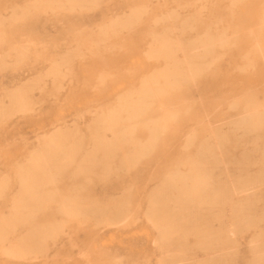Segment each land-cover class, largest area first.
Returning <instances> with one entry per match:
<instances>
[{"label":"rangeland","instance_id":"1","mask_svg":"<svg viewBox=\"0 0 264 264\" xmlns=\"http://www.w3.org/2000/svg\"><path fill=\"white\" fill-rule=\"evenodd\" d=\"M25 8L28 11L21 14ZM165 13L174 20L162 19ZM0 29V60L7 62L0 71V103L9 105L17 87L45 74L60 57L69 59L58 79L44 77L29 92L26 111L0 122V181H9L0 197V221L18 199V168L39 149L44 136L59 128L76 130L83 143L79 162L91 144L96 121L129 96L136 99L154 73L168 66L171 60L149 57L156 39L166 35L184 46L211 45L208 54L194 60L192 78L161 82L163 90L145 100L142 119L162 126L151 148L131 165L122 163L125 154L147 140V130L137 125L114 155L109 178L75 176L76 165L58 176L62 195L77 193L102 207L122 208L117 218L107 223L90 216L71 220L50 209L0 241V264L164 263L168 246L148 218L150 201L157 197L167 202L168 178L178 172L194 175L197 160L204 157L222 162L205 165L208 186L190 202L202 214L200 224L207 216L203 208L219 184L253 177L254 194L246 196L253 227L235 236L234 248L215 253L198 245L204 237L220 236L232 221L227 214L219 222L211 218L205 235L183 232L187 262L253 263L252 242L264 247V0H93L74 7L46 0H0ZM256 44L263 55L256 53ZM106 137L111 140L113 133L106 132ZM239 203L246 200L235 196L218 205L229 210ZM51 220L65 228L43 250H15L26 230Z\"/></svg>","mask_w":264,"mask_h":264},{"label":"bare ground","instance_id":"2","mask_svg":"<svg viewBox=\"0 0 264 264\" xmlns=\"http://www.w3.org/2000/svg\"><path fill=\"white\" fill-rule=\"evenodd\" d=\"M92 1L46 0V2L54 4H67L68 7L84 6ZM27 11L28 8H25L21 14H25ZM13 16L16 19L18 18L15 13ZM162 19L172 22L174 16L171 13H165ZM170 29L175 33L173 27H170ZM1 33L0 29V38L3 37ZM254 37L256 38L255 35ZM225 42V39L220 40V44ZM147 48L149 49V47ZM210 48V44L184 46L177 39L166 35L156 39V44L151 48L149 57L171 60L170 63L165 69L154 73L153 79L148 82V86L141 89L136 99L132 95L129 96L118 107L108 111L96 121L90 136L91 144L79 162H76V157L81 153L83 143L82 136H79L76 130L59 128L49 137L44 136L39 149L34 151L27 162L18 168V199L14 202L11 214L0 221V241L14 234L19 228L30 224L31 220L38 214L50 209L71 220L83 216L94 217L105 223L115 220L121 213L122 208L102 207L93 201H85V198L77 193L62 195L56 185L58 176L68 168L76 165L72 170V174L75 176L94 174L102 180L109 178L112 173L111 161L117 151L121 149L122 141L133 134L137 125H141L147 130V140L145 143H138L137 149L134 148V151L125 154L122 159V163L131 165L135 157L143 154L154 145L157 133L162 129V126L158 125L156 121L142 119L148 107L145 100L151 96H157L163 90L162 87H159L161 82L170 84L179 76L192 78L196 71L194 60L204 57L208 54ZM255 51L263 55L258 44L255 46ZM178 52L182 54L180 57L176 55ZM68 60L67 56L60 57L59 60L53 62L51 68L45 74L31 80L26 85L17 87L9 96V105L0 103V122L14 112L26 111L30 104L29 92L34 88H38L44 77L53 76L58 79L62 67ZM6 63L5 58L0 60V71L6 67ZM162 122L165 124V119ZM108 131L113 133L111 140L106 137ZM221 162L220 158L213 161L207 159V157L200 158L196 162L198 165L194 175L178 172L170 176L166 182V190L171 195L168 201H171L174 207L170 206L168 201L162 202L157 197L151 199L148 218L159 232L160 240L168 246L162 264L188 263L186 259L188 242L185 236H181L182 233L207 234L212 227V224H210L211 218L219 222L227 214L232 219V221L225 224L219 233L220 236L204 237L199 242L198 248L210 250L213 253L231 250L234 248L232 244L237 242L235 236L253 227V216L250 212L251 203L250 199L246 197L254 194L256 181L253 177L233 178L230 180L229 185L219 184L216 193L210 198V203L205 204L203 208L207 212L204 224H200L199 219L202 218V214L197 212L196 205L190 204L192 200L203 194L208 186L209 176L206 174L205 165ZM219 181V183L222 182ZM8 184V180L0 181V197ZM188 185L191 187H188ZM85 189L86 187H83L81 190ZM235 196H241L246 200V203H239L238 206L229 210L224 205H218L221 202L227 203ZM55 202L56 206L52 208L51 204ZM229 211L230 214H228ZM111 213H114L115 216L108 215ZM240 215H243L242 219L239 218ZM64 228L63 223L52 220L31 227L21 235L15 250L22 254L30 253L34 249L43 250L46 242L55 240L64 231ZM252 243V264H264V247L257 241ZM193 264H217V261Z\"/></svg>","mask_w":264,"mask_h":264}]
</instances>
